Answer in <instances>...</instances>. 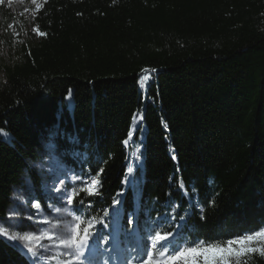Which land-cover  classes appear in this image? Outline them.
<instances>
[{
    "label": "trees",
    "instance_id": "obj_1",
    "mask_svg": "<svg viewBox=\"0 0 264 264\" xmlns=\"http://www.w3.org/2000/svg\"><path fill=\"white\" fill-rule=\"evenodd\" d=\"M42 4L29 23L46 35L18 23V58L1 64L0 130L11 139H0V218L24 175L39 184L31 165L54 142L74 176L104 170L102 195L81 193L74 215L108 224L115 213L103 211L123 190L118 226L96 228L102 240L117 234L133 257L150 234L178 224L182 243L264 226V0ZM1 18L6 39L11 29ZM151 68L142 89L141 71ZM133 114L143 115L144 131L126 147ZM129 162L134 186L122 183ZM24 253L0 237V264H32Z\"/></svg>",
    "mask_w": 264,
    "mask_h": 264
},
{
    "label": "snow or ice",
    "instance_id": "obj_2",
    "mask_svg": "<svg viewBox=\"0 0 264 264\" xmlns=\"http://www.w3.org/2000/svg\"><path fill=\"white\" fill-rule=\"evenodd\" d=\"M0 3H2V0H0ZM31 4L34 5L36 12L41 11L44 7L38 0H31ZM33 32L40 37L46 35L38 27L33 28ZM156 71L155 68L142 69L139 81L142 89L150 82L151 73ZM132 124L134 127L129 128L127 138L123 140L126 147L131 146L130 142L133 141L135 131L138 130L143 133V115L133 114ZM57 134L53 132V138ZM0 139L7 142L11 139V136L9 133L0 130ZM47 148L51 154V151L56 148V144L49 142ZM133 155L136 157V161H140L143 154L137 147ZM173 159H175V156H173ZM103 171V169H100L95 176L89 175L87 178L79 175L75 176L74 179L79 181L81 186L79 188L73 187L71 192H67L64 187L54 185L55 190L61 193L57 199L66 197V204L73 206L76 198L80 197L81 193L90 197L102 195L100 189L102 188L101 173ZM60 183L63 185L64 181H60ZM122 183L126 186H134L135 184L132 162L127 165ZM181 187H183L182 183ZM122 195L123 190L113 197L110 206L111 212L108 209L103 211V217H110L115 213L108 224H104V219L98 216L91 218L84 215L73 216L74 209L68 208L64 210L63 214L72 217V219L67 222L60 217L37 221V223L47 224L49 226L48 230L29 231L23 230L19 225L0 223V237L25 250L24 254L31 257L32 264H49L51 261H55V264H94L91 253L94 252L96 245L100 243L102 236V233L97 230L96 224H104L105 227H108L109 224L118 226L120 213L118 206L123 203L120 199ZM29 203L31 208L37 210V213L40 212V202L30 200ZM78 203L83 206L84 199H79ZM49 207L57 213L61 212V209L55 208L54 205H49ZM8 216L10 220L15 219L19 216V213L10 209ZM27 219L32 220L33 216L29 215ZM179 219L183 221L185 218L181 216ZM128 223L131 225L133 220L129 219ZM182 228L183 224H178L171 231L162 229L156 231L154 235L150 234L148 237L149 243L143 247L133 249L136 256L126 260L125 264H134V262L135 264H247V261L254 255L264 258V226L259 227L258 230H250L244 234L234 235L226 240H197L183 243L179 239ZM109 236H111V233L103 235L104 243L108 242ZM45 240L49 243H43ZM52 249L56 251L51 252ZM49 252L51 254L45 255Z\"/></svg>",
    "mask_w": 264,
    "mask_h": 264
},
{
    "label": "rangeland",
    "instance_id": "obj_3",
    "mask_svg": "<svg viewBox=\"0 0 264 264\" xmlns=\"http://www.w3.org/2000/svg\"><path fill=\"white\" fill-rule=\"evenodd\" d=\"M38 2L42 3L43 0H38ZM0 7L5 9L3 11V16L5 15L4 22L8 21L9 29H11L10 33L12 34L9 38L0 39L1 88L5 84V77L2 72L1 64L14 63L18 58L16 46L21 39L17 36L16 31H18V27H20L19 24L26 23L24 30L36 35L29 23V18L36 13V10L34 5L31 4V0H2ZM3 16H0V20L3 19L1 18ZM44 147V152L40 159L33 162L31 165V168L34 169L35 176L39 179V184L35 185L30 175H24L20 184L13 188L12 202L7 208L5 216L0 218V223L19 225L23 230L32 231L41 229L48 230L49 226L47 224L37 223V221L44 220L45 218L60 217L65 222L72 219V217L63 214L65 209L72 208V206L66 204V197H64V199H57L61 193H58L53 186L64 187L67 192H71L73 187L78 188L81 186L80 182L74 179L75 176L60 161L56 152L51 151L50 154L47 145H44ZM60 181H64V184L61 185ZM39 196H41V199H39ZM30 200L32 202H40L41 209L39 213H37L36 209L31 208V204L29 203ZM49 205H54L55 208L61 209V212L57 213L53 208H50ZM10 209L17 211L19 216L10 220L8 216ZM29 215L33 216L32 220L27 219ZM43 243L48 244L49 242L45 240ZM103 245L104 242L100 241L94 252L91 253L94 264H106V262L107 264H125L126 260L132 259L131 256L124 258L123 254L120 253L119 257H115L114 254H111L110 260H104L102 258V251L105 250ZM54 251L56 250H51V252ZM51 252L45 255H49ZM126 253L129 254L128 248H126ZM49 264H55V261H51Z\"/></svg>",
    "mask_w": 264,
    "mask_h": 264
}]
</instances>
